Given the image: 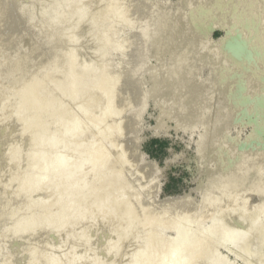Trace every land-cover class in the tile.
<instances>
[{"label":"rangeland","instance_id":"374dc122","mask_svg":"<svg viewBox=\"0 0 264 264\" xmlns=\"http://www.w3.org/2000/svg\"><path fill=\"white\" fill-rule=\"evenodd\" d=\"M0 264H264V0H0Z\"/></svg>","mask_w":264,"mask_h":264},{"label":"bare ground","instance_id":"6f19581e","mask_svg":"<svg viewBox=\"0 0 264 264\" xmlns=\"http://www.w3.org/2000/svg\"><path fill=\"white\" fill-rule=\"evenodd\" d=\"M9 28V27H8ZM232 32V31H231ZM230 32V30L229 31H226L225 32V34H224V36H222V38H221V40H219L220 41V43H221V45H223L224 47H225V45L227 46V45H229L228 43V36L229 35H231V34H229V33H231ZM230 38H231V36H230ZM237 44H239V43H237ZM231 46H232V44H231ZM234 46V45H233ZM238 46V45H237ZM235 47V46H234ZM245 47V46H244ZM231 48V47H230ZM242 52H243V47H238V48H236V49H234L233 51H232V48H231V52L229 53V54H232L231 56H241V54H242ZM71 56H72V54H71ZM74 56V55H73ZM243 57V56H242ZM241 58V57H240ZM238 59V58H237ZM73 61V60H72ZM71 61V62H72ZM14 62H16V61H14ZM243 62V61H242ZM242 64V63H241ZM9 65V64H8ZM14 65H15V63H14ZM72 68V67H71ZM13 69V68H12ZM6 70V69H5ZM49 71V70H48ZM71 71V70H70ZM56 72H57V69H56ZM108 73V72H107ZM72 74V73H71ZM56 75V74H55ZM2 76V75H1ZM73 79H74V74H73ZM51 78V77H50ZM29 80V79H28ZM27 80V81H28ZM67 80V79H66ZM66 80H64L65 81V83H66ZM21 82V81H20ZM70 86H72L73 87V85L71 84ZM69 86V87H70ZM39 87H41V86H39ZM27 92H28V90H26ZM25 91H23V93H24ZM69 93V92H68ZM32 95V94H31ZM34 95V94H33ZM37 95H38V93H37ZM70 95H71V93H70ZM23 97H25V96H23ZM51 97V96H50ZM73 97H74V95H73ZM51 99V98H50ZM49 99V100H50ZM53 99V98H52ZM55 100V99H54ZM17 101H18V99H17ZM52 102V101H51ZM56 102V101H55ZM59 102V101H58ZM3 104V103H2ZM6 104V103H5ZM19 104V103H18ZM23 104V103H22ZM33 104H35V103H33ZM46 104V103H45ZM21 105V104H20ZM31 105V104H30ZM55 105V104H54ZM13 106V105H12ZM10 107V106H9ZM21 107V106H20ZM23 107V106H22ZM35 109V108H34ZM44 109V108H43ZM36 110H38V109H36ZM44 112V111H43ZM42 114V113H41ZM38 116V115H37ZM42 138V137H41ZM41 138H39L40 140H42ZM63 162V161H62ZM63 164H66V162H63ZM115 172V174L116 175H113L115 178L117 177V172H119L120 170H119V168H118V166H116V167H114L113 168V170L111 171V174H112V172ZM113 172V173H114ZM111 176V175H110ZM110 180V179H109ZM113 180V179H112ZM234 189V188H233ZM127 207V206H126ZM235 230V229H234Z\"/></svg>","mask_w":264,"mask_h":264}]
</instances>
